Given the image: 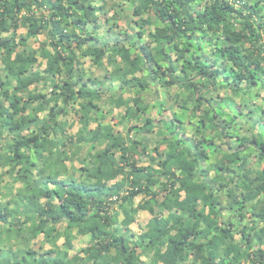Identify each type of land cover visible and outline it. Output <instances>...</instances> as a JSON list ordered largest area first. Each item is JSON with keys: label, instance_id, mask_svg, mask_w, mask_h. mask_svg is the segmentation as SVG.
<instances>
[{"label": "trees", "instance_id": "obj_1", "mask_svg": "<svg viewBox=\"0 0 264 264\" xmlns=\"http://www.w3.org/2000/svg\"><path fill=\"white\" fill-rule=\"evenodd\" d=\"M0 264H264V0H0Z\"/></svg>", "mask_w": 264, "mask_h": 264}, {"label": "rangeland", "instance_id": "obj_2", "mask_svg": "<svg viewBox=\"0 0 264 264\" xmlns=\"http://www.w3.org/2000/svg\"><path fill=\"white\" fill-rule=\"evenodd\" d=\"M124 5V9L125 10H127L128 9V6L126 5V3H124L123 4ZM112 14V11H111V13L109 14V15H111ZM118 26H120V27H124L125 28V26H126V23H125V21H118ZM17 33L19 34V33H21V34H25V30H23V29H20V30H18L17 31ZM103 32L102 31H100V33L99 34H102ZM102 37H103V35H102ZM48 41L49 39H47V36L45 37V35L43 34V35H39L37 38H35V39H33V38H31V39H29L28 40V42H27V45L28 46H30L31 48H33V49H38L39 48V44L41 43V42H43V41ZM47 49L48 50H51V48H49V47H47ZM89 63L87 62V61H85V66L86 67H88L89 65H88ZM89 69V68H88ZM91 69V68H90ZM92 70V69H91ZM68 116H67V118L68 119H72L73 117H72V113H69L68 112V114H67ZM108 121L110 122V123H112V124H114V127H116L117 126V124L116 123H114V121H112V119L108 116ZM77 129V124L75 123L74 125H73V127L71 128V130L70 131H75ZM147 218H148V216L146 215V214H141L140 216H139V218H138V223L140 224V225H143L144 223H145V221L147 220ZM131 228H132V230L134 231V232H137V228L135 227V225H132L131 226ZM86 242V239L85 238H80V237H78V238H76L74 241H73V246H74V249L72 250V253H74L75 251L77 252L78 250H79V248L82 246V244L83 243H85ZM42 247V248H46V246L44 245V247H43V245H40V244H37L36 246H35V248L36 249H38V247Z\"/></svg>", "mask_w": 264, "mask_h": 264}]
</instances>
